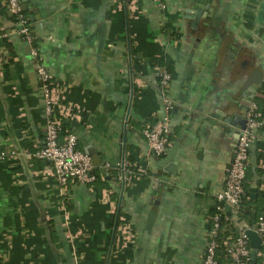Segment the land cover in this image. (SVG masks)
Here are the masks:
<instances>
[{"label": "crops", "instance_id": "crops-1", "mask_svg": "<svg viewBox=\"0 0 264 264\" xmlns=\"http://www.w3.org/2000/svg\"><path fill=\"white\" fill-rule=\"evenodd\" d=\"M20 1L55 94L74 114L66 127L110 188L63 187L32 155L43 145L44 103L28 43L2 0L0 264H139L151 216L143 264H202L208 215L237 140L221 127L222 114L243 93L263 112L246 197L264 189V0H217L206 27L192 26L194 0H163L164 8L152 0ZM159 61L173 101L165 166L166 152L153 156L144 134L164 115ZM123 159L132 173L117 205L111 177ZM233 218L238 231L250 226L238 212Z\"/></svg>", "mask_w": 264, "mask_h": 264}, {"label": "built area", "instance_id": "built-area-1", "mask_svg": "<svg viewBox=\"0 0 264 264\" xmlns=\"http://www.w3.org/2000/svg\"><path fill=\"white\" fill-rule=\"evenodd\" d=\"M157 6L164 8L163 0H152ZM7 7L11 14L17 18V32L22 34L28 43L29 54L34 61L35 73L39 82L40 92L44 103L45 130L43 145L32 154L42 159L55 175L58 183L66 187L71 183H92L95 180V165L92 157L77 146V137L70 130L60 138L63 124L74 118L69 104L59 102L55 94L54 85L50 77V71L45 66L38 48L35 45L34 36L30 32L29 20L23 13L20 0H7ZM5 32H0V40L5 37ZM155 75L158 77V89L162 95L164 115L153 125L144 130L149 147L156 156L164 154L169 142V113L173 101L168 96L171 79L170 73L161 66L155 67ZM262 119L258 106L250 102L245 112V126L241 130L235 143V150L229 165L225 169L222 188L215 194V203L208 215V239L203 253L202 264H219L217 259L218 235L221 229L222 218H231L238 212V208L245 195L244 180L246 177L248 154L256 129ZM14 153V151H12ZM29 155V152H26ZM5 156V152H0ZM118 177L125 180L131 173L130 162L123 159L116 166ZM261 239V246L256 251V264H264V204L252 226ZM226 253L234 264H250V243L248 235L240 230L235 237L224 239Z\"/></svg>", "mask_w": 264, "mask_h": 264}, {"label": "water", "instance_id": "water-1", "mask_svg": "<svg viewBox=\"0 0 264 264\" xmlns=\"http://www.w3.org/2000/svg\"><path fill=\"white\" fill-rule=\"evenodd\" d=\"M216 4H217V0H194L192 4V8L194 10L192 26L196 27L199 25V23H202V25L205 27L208 26L210 23L208 19L209 18L212 19ZM23 10H25L24 7ZM201 19H205V20H201ZM256 81H257L256 79L255 80L253 79V76H250L246 80V85H248V88L246 87V90L253 92L254 88L251 85ZM252 97H253L252 95L246 96L245 93H243L240 94L239 98L234 100L232 104H228L225 106L224 113L222 114L223 117L221 119L222 120L221 127L223 129H226L227 127H231L232 136L234 139H237L239 137L241 130L245 126V112L248 106H246L244 103H247L248 101L250 102V99ZM150 151L153 154V156H155L152 150ZM165 152H166V157L160 159L161 161L159 163L162 164L163 166H165L168 163L167 160L170 159V155L173 153V147L172 148L167 147ZM93 159L94 158H92V162L94 163ZM95 165L98 166L99 163L97 162ZM100 169L102 171L104 170L103 168ZM152 225H153V217L151 216L147 218L144 231L142 234L140 246L138 249L137 258L139 264H143L144 250ZM241 230H243L249 237V243L251 247L250 264H256V251L261 246L260 236L254 230L248 228V226L246 225L242 226Z\"/></svg>", "mask_w": 264, "mask_h": 264}, {"label": "trees", "instance_id": "trees-1", "mask_svg": "<svg viewBox=\"0 0 264 264\" xmlns=\"http://www.w3.org/2000/svg\"><path fill=\"white\" fill-rule=\"evenodd\" d=\"M7 2V0H6ZM6 6L5 3L2 4V0H0V9H4V7ZM23 13L26 15V12L23 10ZM27 16V15H26ZM10 19L15 23V25H17L18 27V24H17V18L15 15L11 14L10 16ZM0 32H5L4 29H0ZM157 65L159 66H163L164 65L166 66V64H164L162 61H159L157 63ZM167 71L168 69L166 67H164ZM256 101H259V95L256 96ZM262 109V108H261ZM259 110V115H260V118L262 119V116H263V112L262 110ZM70 131V129H68L66 127V124L64 123L63 124V129L60 133V138L63 137V135L66 134V132ZM94 174H95V180L92 182L95 187L97 189H101L102 186H107V188H110L107 184V180L105 178H101V173L95 168L94 169ZM116 183H119L120 184V187L119 189L117 188L116 191H112V194L113 196H111V198L115 201V203L117 205H119V196H118V193L120 191V188L121 190L123 189V187L125 186V183L123 180H120L119 177H118V173H114L113 176L111 177ZM66 204V202H65ZM264 204V189H260L258 190L257 192V195L255 198L253 199H248L246 197V193L241 201V204L238 208V213L240 214V219H243L245 221H247L248 223H250V226H252L251 224V220L253 218H256L258 217L260 211H261V208ZM65 206V205H64ZM255 219V221H256ZM239 233V231L237 230V225L235 223V221H233L231 218H222L221 220V229H220V232H219V235H218V247H217V259H218V262L219 264H234L232 263V261L230 260L228 254L226 253V250H225V246L223 244V241L225 238L227 237H235L237 236Z\"/></svg>", "mask_w": 264, "mask_h": 264}]
</instances>
